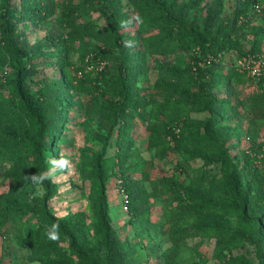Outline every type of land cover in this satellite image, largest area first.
<instances>
[{"label":"trees","instance_id":"obj_1","mask_svg":"<svg viewBox=\"0 0 264 264\" xmlns=\"http://www.w3.org/2000/svg\"><path fill=\"white\" fill-rule=\"evenodd\" d=\"M234 1L233 19L224 25L219 21V6L203 14L199 8L200 0H182L179 3L174 0H133L139 15L140 30L150 33L157 29V33L149 35L144 42L150 54H166L173 47L180 51H192L190 63L184 69L168 72L171 78L186 82L189 86L179 91L176 86L160 79L155 84V92H163V97L156 100L146 99L136 93L138 71L126 57L128 35L122 28L127 25L129 17L121 0L64 1L57 17L65 33L52 35L43 44L31 46L21 43L20 34L16 31L17 24L31 20L41 22L53 16L55 8L43 0H19V3L0 0V60L3 64L7 63L12 71V79L8 83L12 91L6 100L0 96V122L15 123V128L0 135V158L7 157L11 162L10 168L4 173V179L10 184L9 192L0 195V235L8 234L37 216L41 218L40 226L35 230H27L24 238L39 245L36 251L39 256L61 254L76 264H134L135 260L138 261L139 258L133 256L137 247L145 248L142 240L132 245L128 241H121L113 232L106 197V182L114 178L118 182L117 187L129 197L128 224L135 235L141 238L138 228L146 223L141 217L144 213L142 199L137 184L127 176L124 167L132 146L126 137L131 134L135 119L148 132L149 147L156 149L161 159L179 154L184 148L183 144L189 145L192 156L211 154L212 163L219 166L221 173L220 178L215 173L209 175L216 189L227 192L228 196L243 206L251 198L254 206L260 207L264 200V174L255 166L257 157L251 147L242 153L241 167L233 161L229 145L230 127L224 125V114L230 107L229 97L221 96L223 87L228 86L234 74L243 75L233 69L226 70L223 56L229 52H235L238 57L260 56L259 40L255 39L246 51L236 37L237 30L252 19L251 12L256 6L259 8L260 0ZM89 10L104 18L102 25L79 21ZM190 13L195 16L193 19H189ZM86 37L95 38L99 45L87 44L84 47L81 53L84 66L75 68L73 74L67 56H60L63 55L60 53L53 71L61 75L44 83L34 82V77L41 69L47 68L48 48L63 47ZM89 54L92 59H85ZM100 58L109 60L113 66V73L103 87L99 85L104 79L106 68L97 71L94 77L85 72V65H92ZM250 80L254 82L253 91L244 96L249 111L248 137L255 136L260 122L264 121V82ZM99 88L109 95L105 108L99 109L102 116L100 120L119 119L115 155L105 160L97 156L90 175L92 210L101 238L99 242L105 252L103 261L98 259L94 248L82 245L74 236L78 227L70 228L46 214L45 201L32 192L33 186L39 183L47 169L48 156L57 150V141L65 130L71 106L70 93L92 96ZM5 89L7 86L0 82V92ZM192 110L207 113V117L202 121H194L189 118ZM150 165V161H144L133 167L145 174L144 179H147L145 170ZM205 179L201 177L202 181ZM171 181L162 183L161 193L167 194L169 201L176 205L172 220L211 212L234 215L232 207L190 200L187 188L177 181ZM240 214L238 229L231 235L227 233L217 249V258L222 263L249 264L250 261L244 255L232 257L230 253L244 243L255 240L259 245L264 241V224L261 220L247 218L244 210ZM215 228L181 227L173 228L168 233L174 246L178 247L187 238L200 235V232L209 231V236L216 235ZM51 235L57 237L59 242L67 241L68 246L60 250L51 245ZM123 250L131 259L126 258ZM151 250L157 254L156 247L152 246ZM259 264L264 263L261 261Z\"/></svg>","mask_w":264,"mask_h":264},{"label":"rangeland","instance_id":"obj_2","mask_svg":"<svg viewBox=\"0 0 264 264\" xmlns=\"http://www.w3.org/2000/svg\"><path fill=\"white\" fill-rule=\"evenodd\" d=\"M13 1L19 3V0ZM43 1L55 8V14L41 22L31 20L18 23L16 31L17 34H20V41L23 45L43 44L46 38L65 33L57 13L66 0ZM121 1L125 5L124 11H127L129 17L127 25L122 28V31L128 35V40L125 43L126 57L138 71L136 73V93L143 95L146 99L161 100L163 92L160 94L155 92V84L160 79L176 86L179 91L188 87L186 82L171 78L172 75L168 72L184 69L190 63L192 51H180L173 47L166 54H150L146 50L144 42L149 35L157 33V29L150 33L142 32L133 0ZM174 1L179 3L182 0ZM214 6H219L221 9L219 21L227 25V22L233 19L235 1L200 0L199 8L203 14L211 11ZM263 8L264 0H260L259 8H253L251 12L252 19L245 27L237 30L236 37L246 51L250 49L255 39L259 40V55L264 57ZM189 15V19L195 17L192 13ZM79 21L102 25L104 18L93 10H89L87 14L79 18ZM97 27L99 29V26ZM258 33L261 34L258 35ZM87 44L99 45L95 38L86 37L63 47L48 48L47 68L41 69L34 77V82L44 83L61 75L60 72L53 71V66H56L54 63L60 53L63 54L60 56H67L70 70L74 74L75 68L84 66L81 53ZM88 58L92 59V55H86L85 59ZM241 58L235 52L226 53L223 56L226 70L233 69L238 72V62ZM100 60L107 61L103 77L105 80L103 79L99 85V87H103L104 82L113 73V66L109 60L100 58L92 65H85V72H89L94 77L97 73V63ZM11 79L12 71L7 63L3 64L0 60V82L7 86V89L0 92L3 100L8 99V93L12 91V88L8 87ZM253 87L254 82L245 74H240V76L234 74L228 86L223 87L221 96L227 95L230 103V107L224 114L226 119L224 125L230 127L229 145L233 161L241 167L243 165L241 155L251 147L257 157L255 166L259 172L264 174V121L260 122L259 131L255 136L248 137L247 135L249 111L244 103V96L251 93ZM108 96V93L101 88L92 96L76 92L70 93L71 106L65 130L57 141V150L48 156L46 171L40 177L39 183L35 184L32 189L34 196L45 201L46 214L70 228L78 227L74 236L79 239L82 245L94 248L100 261H103L105 252L99 242L101 238L97 233L96 219L92 210L90 175L97 156L105 160L113 157L117 151L116 134L119 119L106 120L103 118V121L100 120L102 116L99 109L105 108ZM206 117L207 113L194 110L189 112V118L194 121H202ZM13 128H15L13 121L0 122V135ZM126 141L132 143V146L124 167L127 169V176L138 186L144 211L141 217L144 219L143 222H146L144 226L138 228L141 238L135 235L134 230L128 224L130 215L128 210L124 211L122 208L123 196L117 187L118 182L114 178H109L106 182V197L109 223L113 232L118 235L121 241H128L132 245L138 244L141 239V243L145 247L144 249L136 248V254L133 257L139 258V260H135L134 264H225L217 258V249L227 233L231 235L238 229L237 220L241 217V210L245 211L247 218H259L264 224V200L260 207H256L250 198L248 203L243 206L228 196L227 192L216 189L214 180L209 175L215 173L220 178L221 173L219 166L212 163V157L209 156L211 154L192 156L189 152V145L183 144L184 148H181L179 154L170 155L169 160L161 159L156 149L149 147L148 132L138 119H135L133 130L126 137ZM259 144L263 146L259 147ZM190 156L192 157L190 158ZM144 161L151 163L150 167L145 170L147 179H144L145 174L136 171L133 167L136 163ZM10 166L11 162L7 157L0 158V195L9 192L10 184L4 179V173ZM183 167L185 172H183ZM201 177H206V179L202 181ZM171 180L177 181L187 188L190 200L232 207L235 210L234 215L211 212L197 217L172 220V212L176 210V205L169 201L167 194L161 193L162 183L164 181L170 183ZM40 221L41 218L37 216L31 217L26 224L12 229L8 234L0 235V264H76L74 260L66 259L61 254L45 257L36 253L39 245L27 241L24 235L27 230L37 229L40 226ZM212 226L216 227L214 229L216 235L209 236L211 233L209 231L207 233L200 232V235L187 238L178 247L174 246L168 233L173 228L207 229ZM53 236L49 237L51 245L60 250L68 246L67 241L59 242L58 238L53 239ZM152 246L157 248V254L151 250ZM123 254L128 260L131 259L125 250H123ZM240 254L250 261L249 264H259L261 261L264 263V241L259 245L255 240L252 243H244L230 253L232 257Z\"/></svg>","mask_w":264,"mask_h":264},{"label":"built area","instance_id":"obj_3","mask_svg":"<svg viewBox=\"0 0 264 264\" xmlns=\"http://www.w3.org/2000/svg\"><path fill=\"white\" fill-rule=\"evenodd\" d=\"M258 9V6L255 7ZM107 61L100 60L98 63L97 71L101 72L106 68ZM238 70L245 74L247 78L254 81L264 82V57L263 56H244L238 62ZM122 198V208L124 211L128 210V195L120 190Z\"/></svg>","mask_w":264,"mask_h":264},{"label":"clouds","instance_id":"obj_4","mask_svg":"<svg viewBox=\"0 0 264 264\" xmlns=\"http://www.w3.org/2000/svg\"><path fill=\"white\" fill-rule=\"evenodd\" d=\"M52 238L55 239V236H53Z\"/></svg>","mask_w":264,"mask_h":264}]
</instances>
